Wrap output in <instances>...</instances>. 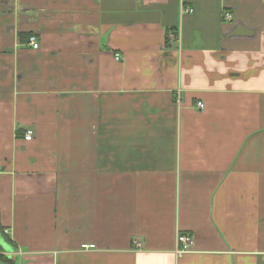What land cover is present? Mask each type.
Masks as SVG:
<instances>
[{"label": "crops", "instance_id": "0c3cea01", "mask_svg": "<svg viewBox=\"0 0 264 264\" xmlns=\"http://www.w3.org/2000/svg\"><path fill=\"white\" fill-rule=\"evenodd\" d=\"M0 254L264 264V0H0Z\"/></svg>", "mask_w": 264, "mask_h": 264}, {"label": "built area", "instance_id": "2783aa9c", "mask_svg": "<svg viewBox=\"0 0 264 264\" xmlns=\"http://www.w3.org/2000/svg\"><path fill=\"white\" fill-rule=\"evenodd\" d=\"M192 12V10H188V12ZM223 19L225 20H230L231 19V16L228 14V13H224L223 14ZM28 45L34 49V50H37L39 48V45L35 39V36L31 35L29 38H28ZM119 57H116V59H118ZM197 106L202 109L203 108V105L201 103H198ZM34 137V132L32 129H27L24 133V140L25 141H31ZM7 231H4L3 234H6ZM177 242L179 244V248H177L176 250V253L177 254H182V253H185V252H188L191 247H192V244H193V241H192V237L190 236H186V235H179L177 237Z\"/></svg>", "mask_w": 264, "mask_h": 264}, {"label": "trees", "instance_id": "16d2710c", "mask_svg": "<svg viewBox=\"0 0 264 264\" xmlns=\"http://www.w3.org/2000/svg\"><path fill=\"white\" fill-rule=\"evenodd\" d=\"M0 264H14V261L9 257L0 254Z\"/></svg>", "mask_w": 264, "mask_h": 264}]
</instances>
